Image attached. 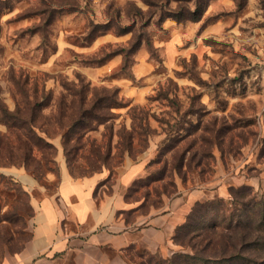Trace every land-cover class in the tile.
I'll return each mask as SVG.
<instances>
[{"label": "rangeland", "instance_id": "374dc122", "mask_svg": "<svg viewBox=\"0 0 264 264\" xmlns=\"http://www.w3.org/2000/svg\"><path fill=\"white\" fill-rule=\"evenodd\" d=\"M199 4L198 21L171 16ZM94 28L107 30L88 39ZM13 76L38 89L41 139H17L0 122V254L27 240L33 195L53 190L62 167L114 179L126 159L149 151L142 179L155 178L130 190L134 198L148 189L149 202L164 189L171 195L178 181L206 184L218 167L230 186L248 184L264 198V0H0V101L10 110L21 99ZM82 83L91 88L85 108L93 88L112 106L71 120L68 88ZM172 253L138 251L128 264H160Z\"/></svg>", "mask_w": 264, "mask_h": 264}, {"label": "crops", "instance_id": "0c3cea01", "mask_svg": "<svg viewBox=\"0 0 264 264\" xmlns=\"http://www.w3.org/2000/svg\"><path fill=\"white\" fill-rule=\"evenodd\" d=\"M148 152L126 159L114 179L107 171L74 177L62 167L53 190L33 195L29 237L19 249L0 254V264H128L138 251L162 257L177 251L173 235L196 202L227 197L233 181L218 167L206 184L178 181L171 195L151 202L134 198L128 189L146 176Z\"/></svg>", "mask_w": 264, "mask_h": 264}, {"label": "trees", "instance_id": "16d2710c", "mask_svg": "<svg viewBox=\"0 0 264 264\" xmlns=\"http://www.w3.org/2000/svg\"><path fill=\"white\" fill-rule=\"evenodd\" d=\"M55 11V7L48 9L49 15L45 22L49 23L52 20ZM40 12L43 13L45 10ZM201 12V4H199L195 5L192 11L186 8L179 9L171 16L177 22L198 21L201 18ZM106 30L103 29L97 34V29L94 28L86 36L88 39H93ZM138 44H141V41H134V47ZM11 80L18 89L21 99L16 100L13 110L8 109L4 102L0 101V122L5 123L10 132H16L17 139L21 140L24 137L25 140L34 142L35 137L40 140L41 137L34 133L33 121L34 110L40 105L38 89L35 83L32 89H25L23 86L28 81L16 76H13ZM86 89L91 90L88 84L83 83L77 88H68L72 99L69 104H66V107L71 120L93 113L97 105L102 110L112 106L108 102L109 94L97 96L96 89L93 88L90 97L91 106L85 108ZM112 95L116 94L110 96ZM63 102L64 96L60 98L59 103ZM21 103L28 110L23 111ZM184 157L185 152L174 156V159L178 158L173 165L177 172L182 169ZM164 169L165 167L162 168V170ZM149 176L145 179H136L129 187L128 193L132 189L136 190L138 185L148 187L155 178ZM163 192L165 193L166 190L164 189ZM229 192L231 196L229 200L216 197L196 202L186 221L176 228L173 235L176 244L190 248L191 252H174L171 257L165 258L160 264H264V198L258 197L248 184H241L238 187L230 186ZM149 193L148 189L142 196L148 199ZM202 210H204L203 213ZM150 255L154 256V254Z\"/></svg>", "mask_w": 264, "mask_h": 264}]
</instances>
